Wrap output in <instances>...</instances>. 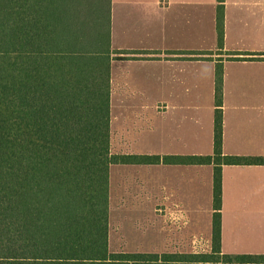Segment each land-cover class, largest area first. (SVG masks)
<instances>
[{"label": "trees", "instance_id": "trees-1", "mask_svg": "<svg viewBox=\"0 0 264 264\" xmlns=\"http://www.w3.org/2000/svg\"><path fill=\"white\" fill-rule=\"evenodd\" d=\"M111 12L112 0H0V264H264L222 248L223 166L264 164L223 153L222 65L213 155L112 153ZM161 162L214 166L211 251L111 252V166Z\"/></svg>", "mask_w": 264, "mask_h": 264}, {"label": "crops", "instance_id": "crops-1", "mask_svg": "<svg viewBox=\"0 0 264 264\" xmlns=\"http://www.w3.org/2000/svg\"><path fill=\"white\" fill-rule=\"evenodd\" d=\"M217 13L218 0H112L113 154L213 155L222 65L223 153L264 158V0H225L223 48ZM116 165L140 168L145 194L160 185L165 200L183 179L194 195L201 172L214 186L211 164L117 163L110 177ZM223 190L264 202V164L224 165Z\"/></svg>", "mask_w": 264, "mask_h": 264}, {"label": "rangeland", "instance_id": "rangeland-1", "mask_svg": "<svg viewBox=\"0 0 264 264\" xmlns=\"http://www.w3.org/2000/svg\"><path fill=\"white\" fill-rule=\"evenodd\" d=\"M145 174L140 168L128 173L124 166L113 168L110 177V251L210 252L213 185H207V172H201L194 181V195L186 193L189 186L183 179L180 186H174L170 191L168 200L161 194L160 185L152 187L154 194H145L142 184ZM137 175L142 178L140 181ZM243 198L224 196L223 190V251L264 254V212L260 211L264 209V202ZM160 208L162 212H159Z\"/></svg>", "mask_w": 264, "mask_h": 264}]
</instances>
